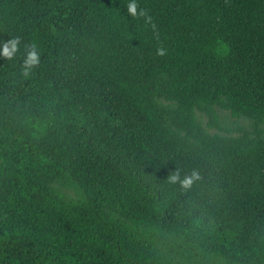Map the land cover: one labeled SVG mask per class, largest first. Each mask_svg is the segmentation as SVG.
I'll return each mask as SVG.
<instances>
[{"label":"trees","instance_id":"obj_1","mask_svg":"<svg viewBox=\"0 0 264 264\" xmlns=\"http://www.w3.org/2000/svg\"><path fill=\"white\" fill-rule=\"evenodd\" d=\"M260 126L264 0H0V264H264ZM151 237L183 261L133 259Z\"/></svg>","mask_w":264,"mask_h":264},{"label":"rangeland","instance_id":"obj_2","mask_svg":"<svg viewBox=\"0 0 264 264\" xmlns=\"http://www.w3.org/2000/svg\"><path fill=\"white\" fill-rule=\"evenodd\" d=\"M163 104L168 105V103L163 102ZM202 107H205L204 104H202ZM213 110L215 114V121L217 123V127H210V118L209 116L200 109H196V119L199 124H201L203 127H205L210 134L212 135H222V136H240L243 132H254L255 131V124L253 121L243 117V116H237L233 112L224 110L218 106H212L209 107ZM261 129L264 131V126H260ZM4 164L2 160H0V165ZM57 193L60 195V197L66 201L68 204L72 206H79L82 204V200L75 196L73 193H70L64 189H61L59 187L55 188ZM30 222L25 217H20L17 222V227L19 229H24L29 227ZM131 237V235H129ZM103 239L107 242V244L112 245L113 239L111 237L104 236ZM151 241L155 244V249L151 248L147 243H145L142 239H134L130 238L132 240L129 241V244L127 246L128 253L132 256L133 259L136 261H142V260H155L158 261L161 259V257L164 258H171L174 261L181 262L183 261V258L176 250V246L180 243L179 240L168 237V241L173 245L174 248L166 245L161 239L157 237H151ZM184 249L187 252H190L189 247H184ZM201 255H204L211 260L215 262H219L221 264L227 263V261L223 258H221L218 255H215L213 253H208L201 251ZM133 264H138L137 262H133ZM231 264H240L237 262H233Z\"/></svg>","mask_w":264,"mask_h":264},{"label":"clouds","instance_id":"obj_3","mask_svg":"<svg viewBox=\"0 0 264 264\" xmlns=\"http://www.w3.org/2000/svg\"><path fill=\"white\" fill-rule=\"evenodd\" d=\"M128 11H129L130 14L135 16L137 14V6H136V4L135 3L129 4L128 5ZM141 15H143V13H141ZM16 45H17V41H13L12 42L11 51L7 47H5L3 49V51H2L3 57L11 59L12 58V54L15 53L16 50H17ZM38 62H39L38 54L35 51H33V52L29 53L25 67L27 68L29 66H34ZM193 179H198V176L195 173L193 174V177L186 178L183 181L184 186H190L192 184V182H193Z\"/></svg>","mask_w":264,"mask_h":264}]
</instances>
